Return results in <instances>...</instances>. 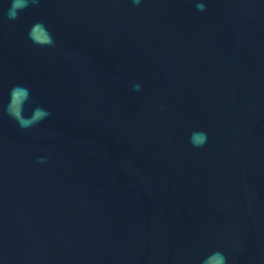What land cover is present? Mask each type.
<instances>
[{
	"label": "water",
	"instance_id": "water-1",
	"mask_svg": "<svg viewBox=\"0 0 264 264\" xmlns=\"http://www.w3.org/2000/svg\"><path fill=\"white\" fill-rule=\"evenodd\" d=\"M10 3L0 264H264V0ZM17 84L51 113L34 127L6 112Z\"/></svg>",
	"mask_w": 264,
	"mask_h": 264
},
{
	"label": "clouds",
	"instance_id": "clouds-1",
	"mask_svg": "<svg viewBox=\"0 0 264 264\" xmlns=\"http://www.w3.org/2000/svg\"><path fill=\"white\" fill-rule=\"evenodd\" d=\"M40 0H11L10 6L6 12L9 20H18L20 14L29 6L38 5ZM134 5H139L141 0H132ZM198 11H205L206 5L202 2L196 4ZM29 38L33 43L39 46H54L55 40L42 22L35 23L29 31ZM138 89L139 85H134ZM30 90L20 84L13 86L9 93V102L6 108L7 114L12 117L21 128L27 129L34 127L40 121L46 119L51 113L44 108L36 107L30 116H25V105L30 101ZM207 140V134L204 132H193L190 137L191 143L195 147H201ZM40 163L45 159L41 158ZM201 264H228V258L221 251H215L207 255Z\"/></svg>",
	"mask_w": 264,
	"mask_h": 264
}]
</instances>
